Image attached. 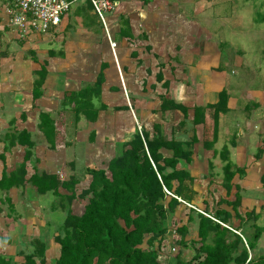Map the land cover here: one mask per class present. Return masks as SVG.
<instances>
[{
	"label": "trees",
	"instance_id": "1",
	"mask_svg": "<svg viewBox=\"0 0 264 264\" xmlns=\"http://www.w3.org/2000/svg\"><path fill=\"white\" fill-rule=\"evenodd\" d=\"M139 1L146 5L151 0ZM82 2L80 9L86 13L84 24L88 27L96 24L95 31H103L109 43L97 15L89 14L93 9L90 1ZM121 23L117 33L112 28L109 30L111 38L114 40L119 37L132 42L134 36L129 19L122 17ZM146 48L150 50L149 45ZM50 55H54V52H50ZM46 65L47 61H44L37 71L38 77L34 79L32 89L34 96L42 94L41 87L47 74ZM106 67L107 63L102 61L92 86L63 92L62 108L58 114L65 126L69 115L73 118V126H76L81 118L95 121L100 110L108 109L107 104L100 99ZM156 80L162 82L161 86L168 88L169 81L164 80L161 71L157 73ZM110 89L117 90L115 87ZM158 97V108L151 111L157 113L161 121L165 118L166 111L173 110L176 115H180H177V122L171 125L169 134H166L159 120L151 123V131L141 125L140 129H135L131 138L122 142L120 153L114 155L106 167H85L90 180L87 187L79 193L76 188L80 179L76 172L65 179H59L57 173L45 171H35L28 175L26 163L33 154L34 146L31 134L25 129L4 131L0 137L3 143L0 152L3 162L0 190L8 192L11 188H25L29 185L40 195L50 192L61 198L66 197L69 203L76 198L86 200L80 213H73L70 207L66 210L61 232H56L54 236V241L59 244V254L53 264H264V253H255L264 233V225L256 223L261 213L255 208L244 212L240 210L242 188L235 183V179L243 176L245 168L231 161L227 145H223L219 152L214 149L218 139L219 115L229 109L228 92L221 88L216 102L194 105L192 108L165 93L158 94ZM112 109L125 110L129 106H113ZM188 120L193 125L190 139H177L176 131L185 128ZM198 125L202 126L203 148L213 150V156L219 155L224 163L220 183L224 195L215 198L208 188L207 194L212 201L204 200L202 207L197 206L194 201L199 194L197 177L180 165L181 161L185 164L192 162L194 146L200 142L196 134ZM38 128L49 143V148L55 149L58 131L55 118L50 112L39 113ZM15 145L24 146L23 160L19 166L7 170L5 153ZM263 147L264 139L254 155L255 159L261 156ZM212 168L213 163L208 160V169ZM204 176L209 179V185L213 176L211 173ZM259 181L264 187V171ZM6 198L13 210L12 200L8 196ZM61 205L64 206L62 202ZM181 205L188 209L187 223L176 225L172 231L178 233L179 238L170 240L171 217ZM5 217L11 218L9 214ZM234 218L242 223L235 226ZM244 222H250L252 231L247 229ZM188 223L195 225V237H188ZM165 240L180 247L172 259L162 251ZM33 243L34 249L23 253V261L15 263L10 257L0 253V264H47L45 240L35 237ZM181 247L191 248L192 256L185 258ZM36 257H39V261Z\"/></svg>",
	"mask_w": 264,
	"mask_h": 264
},
{
	"label": "rangeland",
	"instance_id": "2",
	"mask_svg": "<svg viewBox=\"0 0 264 264\" xmlns=\"http://www.w3.org/2000/svg\"><path fill=\"white\" fill-rule=\"evenodd\" d=\"M167 1L172 2L174 0ZM126 2L130 5V7L131 5H133L134 9L135 7H141L139 0H125L124 3ZM209 2L210 3L206 4L205 13L212 17L210 23L206 22V18L203 20V16L201 14H199L200 17H193L195 16V14H192V18H190V10L188 14L184 12L187 10H181V13L180 10L174 6L168 8L167 10V12L171 15L163 17L162 20H159V22L153 18L154 27H152L151 29L153 31V34L155 35L152 34L153 38H151L153 39V43L155 42L157 45L155 47L156 51L158 50V59L151 57L153 60V67H160L161 69L166 66L165 71L167 76L172 75L174 78L175 74L181 76L182 74L179 69L174 72L175 66H171L172 62H187L191 59H194V64L197 62V65H199V67L201 66V70L205 69V71H200L198 74H195L193 80H187V83H192V85H197L198 83V86H201L202 83L206 91L211 89L212 91L214 90L213 92H217V90L224 86L223 88H225L227 92H231V94L236 99L234 101L235 107L232 108L231 112L222 114V116L225 117L223 122L225 125L224 127H230L231 124L233 125L231 128L232 138H240L241 135L239 133L241 131H244L247 134L250 132L252 134V137L247 147L249 150V154L253 155V152H255L257 148V143L261 145L262 143L260 142L262 139H264V0H212ZM72 6H74V4H72ZM164 6L166 5L164 4ZM117 11L119 10L117 9L116 12ZM120 11L121 13H123L125 10L120 9ZM163 11L164 10H161V12ZM114 12L105 13L108 28L109 30H111L112 28V31L115 27L113 28L114 24L111 22V19L116 20V23L118 25L122 24L119 18H111L113 15H116ZM187 18L189 20L194 18V20H197L201 24L196 32L195 30H190L188 26H182L179 29L178 26L180 22H183V19ZM3 20V22L7 21L6 18ZM98 21L101 24V21L99 19ZM163 21L166 24H163ZM132 22L133 26L135 25L134 32L136 34L139 33L142 29H146L143 25H141V19L137 21L132 20ZM157 22L161 30L160 33L154 29L157 26ZM70 26V28H72L73 30H71L73 32V36L81 41H88L92 39L93 36H95V40L101 39L102 31H95L97 28L96 24H94L91 28H86L84 21L82 22L80 19H75L73 22H70ZM145 35L147 37L141 35L139 37H134L131 42L132 44L128 43L126 45V40H123L122 43L120 42V45L116 42L115 53L117 54L119 47L125 48L124 50L126 52L131 51V49L133 48H142L146 41H149L150 32L148 31ZM106 36L108 39L110 38L107 33ZM118 39L121 40L119 37ZM7 40L10 41V46L14 47L16 50L19 49V39L10 33V28L8 25H6L0 33V50L3 49V51H5L6 48L11 49V47L6 45ZM159 45L160 47L158 48ZM152 53L153 52L147 51V54L151 55ZM28 55L31 54L28 53ZM111 55L114 56L112 51ZM162 60H165V64L163 63L164 65L162 66L158 65L157 62ZM169 60L171 63H169ZM51 68L52 71L55 70L53 65L51 66ZM53 76L57 77L60 75ZM63 77L64 73L62 72L61 80H52L51 87L62 88L63 86H65ZM86 77L87 78H85V80L88 79V76ZM131 81L132 82H130V87L132 92L136 91L137 93H140V87L142 85L141 81ZM151 81H154V79L150 78L149 80H147L148 83H150ZM156 83L157 91H159L160 93L165 92L167 93V95H171V90L169 87L165 89L160 85L159 82ZM92 84L93 82L82 81V87L92 86ZM255 90L262 91V94L260 93L261 97L258 96L256 98H253V94L248 93ZM108 91L109 90L104 89L105 96L102 98V100L106 101V103H108L110 106H112L113 103H121L122 99H125L126 101L128 99L127 95H124L123 98H120L118 95L119 93L116 94L113 91ZM123 91L125 94L124 89ZM148 91L149 93H144L145 95L143 93L142 95H138L140 98H138L139 100H137V107L133 111L134 114L132 112L134 122L133 127H136L135 129H140V126L142 125L144 127L146 126V128L151 131V123L156 120L161 121L160 116L157 113H152L151 111V109H156V107H158L159 105L160 99L157 96L158 94L155 90V92L149 89ZM246 93H248V97H246V95L245 97H243V94ZM210 98L211 95L207 94L206 96L205 93H203L201 96L194 98V100L197 103L204 104V102H206L207 99ZM119 99H121V101H119ZM187 103L192 104L189 101ZM144 110H147L148 113H146ZM143 111L146 113V116L141 120V123L140 121L138 123L136 117L138 116L139 112L141 113ZM14 115H18V113H0V121L4 122L3 126L0 125V137L2 136V133L4 131H9L16 128L15 125H9L7 122L10 117ZM164 117L165 118L161 122L164 131L166 132V134H169L170 124L172 121L170 116ZM1 119H4V121ZM120 119L117 123L118 126L116 127V129L111 133H108L110 141H114V144H109L106 147L108 150V154L106 151L107 155H118L121 150L120 138L123 139L125 137H128L134 130V128L132 129V127H129L128 132L119 137V130L121 129ZM249 120L251 121V126L247 124V121ZM69 121L72 122L73 118L71 117ZM85 121L86 120L82 118L79 125L81 124L83 127L89 125ZM190 126L191 125L189 124L187 128L185 127V134H181L183 137L180 136V133L176 135V137H181L184 139L189 137L192 132V130L189 129ZM108 131H110V129ZM61 132L64 136L63 126L60 127V133ZM226 132V134H224L225 132L223 133L225 139H229L230 132ZM250 133L248 134V137L251 136ZM80 135L82 134L80 133ZM228 144L229 146H231L230 142ZM60 145L63 144L60 143ZM78 146L79 147L77 150H79L80 158H77V162H74L73 167H70L68 161H66V164L63 167L64 169H60L63 174L65 173L64 175H60V178L63 177V179L74 172L77 173L80 179V183L76 188L77 193H79L83 188L87 187L90 180L89 175H87V173L85 172L84 167L86 166L84 165V146L82 143H78ZM60 147H62V149L64 148L63 146ZM221 147L222 144L220 140V143L217 146V150L221 149ZM202 148L200 147L199 157L195 160L193 166H191V168H193L192 172L194 173V175H198L197 188L199 189V194L195 196L194 201L197 206L200 207L204 206V200H208V202H211L212 195L215 198H219L221 195H224V189L220 184L223 178L222 166L224 163L222 164L223 161L220 160V157H218V155L213 156L212 152L209 151L207 154L210 158L208 159L212 161L213 168L208 169V165L205 161V155ZM1 150L2 142L0 140V151ZM73 157H75L76 159L77 156H72V153H69L67 155V160H70ZM7 160V164L5 160V165L8 170H11L15 166H19L22 161V150L19 149L17 153H15ZM90 160L91 159L87 161L89 165H99V163H92ZM248 161H251V159H248ZM1 162L2 161L0 159V170L2 169L1 165L3 164V162L2 164ZM260 167L261 169L264 168V160L260 161ZM205 173H211V175L213 176V179L211 180V183L209 185V179L207 178V176L203 175ZM208 188H210L209 190H212L213 192L211 193V196L207 194ZM61 191L65 192L64 190ZM247 194L248 195L245 194L246 196H248L247 204H252L253 202L257 201L264 203V191L258 193H256L255 191L254 193ZM6 196L10 197V199L12 200L13 210H11V208L9 207ZM85 201V199L80 200L79 198H76L69 203L66 197L61 198L60 196L53 195L50 192L47 194L38 195L35 190L29 185H27V187L25 188H11L8 192H3L0 190V253L4 256L10 257L15 263H19L23 261V255L25 253L31 252L34 249L35 244L33 243V239L35 237H40L44 239L46 243V262L47 264H53L54 260L59 254V244L54 241V236L56 235V232H61L63 220L66 216V210L68 209V207H70L73 213H80L83 210ZM61 202L64 204L63 207L61 205ZM246 209L247 207L242 204V206L240 207L241 212H244ZM257 211L261 213V217L256 220V223L264 224V208L257 207ZM187 212L188 209L184 208L181 205L178 207L177 211L172 214V223L170 225L172 228L170 227V233L172 232V229L176 227V225L187 223ZM6 214H9L11 218L7 219L5 217ZM241 223L242 221L238 218L233 219V224L235 226L240 225ZM249 223L250 222H244V224H246L248 227L247 229L249 231H252V227L249 225ZM188 228V237H195V225L192 223H188ZM170 237V240H173L172 234L170 235ZM174 237L175 239H178V233H176ZM262 237L263 238L260 242V245L264 246V234ZM170 240L164 241V243L162 244V251L165 254L170 255L169 258L172 259L173 255L177 253L180 247L178 248L177 245H173ZM181 252L185 258H189L193 254V250L189 247H181ZM36 260L39 261V257H36Z\"/></svg>",
	"mask_w": 264,
	"mask_h": 264
},
{
	"label": "crops",
	"instance_id": "3",
	"mask_svg": "<svg viewBox=\"0 0 264 264\" xmlns=\"http://www.w3.org/2000/svg\"><path fill=\"white\" fill-rule=\"evenodd\" d=\"M116 1H117V7L114 10L115 12L113 11L116 15H113L114 14L113 13L112 14L113 16L111 15L112 16L111 18L116 17L121 20L122 17H127L129 19L132 34L134 37H139L140 35L142 36V34L145 35L148 31L150 32V35H149V41H146V43L143 45L142 48L131 49L132 48L131 47L130 48L131 51L126 52L124 50L125 48L119 47L117 54L115 53V56H112L110 44L105 39L103 31L101 34V39H96V40L94 39L95 36H93L92 39L88 41H81L75 38V36H73V32H72L73 30L72 28H70L71 27L70 22H73L75 19H80L83 22L84 16L86 15L84 10L80 9V5L83 4L82 0L75 3L74 6H72L70 10L63 15L62 21L58 26L53 27L44 33L34 32L24 37L19 36V34L16 31H14L8 24L9 17L6 10L11 5L13 0H0V33L3 30V28H5V26L8 25L10 28V33L19 39L18 43L20 44L19 49L16 50L14 47L10 46V41L7 40L6 45L11 47V49L6 48L5 51H3V49L0 50V81H1L0 82V113L17 112L18 115H14L10 117V119L7 121L8 124L15 125L16 129L18 130L25 129L31 134V138L34 141V146L32 148L33 154L26 163V170L28 175L32 174L35 171L38 172L45 171L49 173H57L60 178V175L65 174V173L63 174L60 171V169H64L63 167L65 166L66 161H68V164L71 167L73 166L74 162L75 163L77 162V158L78 159L80 158L79 150H77L79 147L78 143H82L85 149L84 165L86 166L84 167H90V168L106 167L107 162L114 156V154L107 155L108 150L106 147L109 144H114V141L112 142L110 141V137L108 133H111L116 129V127L118 126L117 123L120 118H121L120 119L121 129L119 130L120 133L119 137H121L124 133H127L129 127H132V129L134 128L132 112L137 107V100H139L138 98H140L138 95H142V93L143 94L149 93L148 89L152 90L153 92L156 91L157 94L165 93V92L160 93L156 89L157 87L156 82H158L156 80V75L157 73H159V71L163 73L164 80L169 81L168 87L171 90V95L168 96L174 98L176 101L181 102L184 105L191 108L194 105H205L206 103H213L217 101V94L219 90L224 86H222L219 90H217V92H213L214 90L212 91L211 89L206 91L202 83L201 86H198V83L197 85L194 84L195 86L192 85V83H187V80H193L195 74H198L200 71H205V69L201 70V66L199 67V65H197V62L194 64V59L193 60L191 59L192 61L191 60L187 62L180 61L178 63L177 62L171 63L169 60V63L172 64L171 66H175V70L173 69L174 72H176L179 69L182 74V76L175 74L173 78L172 75L167 76L165 71L166 66H164L161 69L160 67L154 68L153 60L151 58V57L154 58L158 57V50L156 51L155 49L157 45L155 42H154L155 44L153 43V39H152L153 31L151 28L154 27L153 18L159 22V20H162L163 17H167V15H171L167 12V10L168 8L174 6L177 7L180 10V12L181 10L183 11L187 10L184 11L187 14L190 10V14H189L191 15L190 18H192V14L193 15L195 14V16L193 17L196 16L200 17L199 14H201L203 16V20L206 18V22L210 23L212 17H210L209 15H207V13H205L206 12L205 7L206 4L210 3L209 1L212 0H174L172 2L167 0H151L146 5H142L141 2H139L141 7L140 8L135 7V9L133 8V5H131L130 7V5L127 4V2L124 3L125 0H116ZM164 4L166 6H164ZM117 9L119 11L116 12ZM120 9H123L125 11L121 13ZM161 10L164 11L161 12ZM89 14L96 15L93 12V10L90 11ZM1 16H3L4 18ZM5 18L7 19V21L3 22L4 21L3 19ZM139 19H141L142 21L141 25H143L146 29H142L139 33L136 34L134 32L135 25L133 26L132 20L137 21ZM183 20L184 21L180 22L178 26L179 29L182 26L184 27L188 26L190 30L192 31L195 30L196 32L201 25L197 20H194V18L190 20L188 18ZM111 22L114 24L113 28L115 27L114 28L115 33H117L119 29V25L116 23V20L111 19ZM158 22H157V26L154 29L160 33L161 30L160 27L158 26ZM162 23L166 24L164 21ZM92 26L93 25L88 27L85 25L86 28H91ZM114 40L120 45L123 42V40L126 39L118 40L117 38H114ZM128 43L132 44L131 42L126 40V45ZM146 45L150 46V50H147ZM159 47L160 45L158 46V48ZM52 51L54 52V55H50V52ZM147 51L153 53L150 55L147 54ZM28 53H30L31 55H28ZM44 61H47V65H46L47 74L44 83L42 84L41 87L42 94L34 96L32 93L33 82L34 79L38 77L37 71L41 68V64L44 63ZM102 61L107 63V67L104 70L105 78L103 84L101 85L100 99L102 102L107 104L108 109L100 110L98 113V117L95 121H87L85 118H83L86 120L85 122L89 124L86 127H83L81 124L79 125L82 118L77 122L76 126H73V123L69 121L71 119V115H69L65 126L62 123V118L58 114V111H60V109L62 108V100L64 97L63 92L65 90H78L79 88L82 87V81L94 82L96 78V74L100 68V63ZM157 63L158 65L162 66L165 64V60L158 61ZM52 65L55 68V70H53L54 72L52 71L51 68ZM62 72L64 73L63 80L65 86H63L62 88H57V87L52 88L51 87L52 80L60 81ZM53 75H60V76L54 77ZM86 76H88V79L85 80V78H87ZM150 78H153L154 81L148 83L147 80H149ZM131 80L141 81L142 85L140 87V91H141L140 93H137L136 91L132 92L130 87V82H132ZM159 83L161 85L162 82ZM110 87H115L117 88V90L113 91L110 89ZM104 89L113 91L116 94L119 93L118 95L120 98H123L124 95H127L128 99L127 101L125 99H122L121 103L119 104L113 103L112 106H110L108 103H106V101L102 100V98L105 96ZM123 89L125 90V94ZM128 89H129V93H128ZM203 93H205L206 96L207 94L211 95V98L207 99V101L204 102V104L197 103L194 100V98L201 96ZM248 93L253 94L254 96L253 98H256L258 96L261 97L260 93L262 94V91L255 90ZM248 93L243 94V97H245V95L246 97H248ZM165 94L167 95V93ZM228 94H229V99H228L229 109L227 110V112H231L232 108L235 107L234 101L236 99L231 94V92L230 93L228 92ZM132 98H134V100ZM119 101H121V99H119ZM188 101L191 102L192 104L187 103ZM95 103L96 104L98 103L97 100H95ZM122 105L129 106V109L117 110V111L112 109L113 106H122ZM157 108L158 107H156V109ZM144 111L148 113L147 110ZM144 111L138 113L139 117L134 116L138 120V123L139 121L141 123V120L146 116L145 115L146 113ZM40 112H50L52 116L55 118V126L58 131L55 141V149L49 148V143L45 139L43 133L38 128ZM222 114L224 113H220L219 115L218 139L214 144V149L217 152L220 151V149L217 150V146L221 140L222 146L227 145L229 148L231 161L237 164L238 166L245 168V173L241 178L236 177L235 183H238L242 188L241 191L243 196L242 204L246 206L247 209L255 208L257 211V207L264 208V203L257 201V202H253L252 204H247L248 196L246 195H248L247 193H254L255 191L256 193L264 191V187L259 181L260 175L264 171V168L261 169L260 167V161L264 160V147L261 156L258 159H255L254 155L256 154L257 149L261 145L257 143L256 145L257 148L255 152H253V155L249 154L248 152L249 150L247 146L250 143L252 134L249 132L251 136L248 137L249 133L247 134L244 131H241L239 133L241 135L240 138L238 137L232 138L231 128L233 125L231 124L230 127L226 126L227 127L226 129L223 123L225 117L222 116ZM164 115L170 116L172 121L170 124L171 127L173 123L177 122V121L175 122V120L177 119V115H179V113L176 115L175 111L170 110V111H166ZM1 120L4 121V119ZM1 122L2 121H0V125L3 126L4 122L2 123ZM189 124L191 125L189 129L192 130L193 125L190 120L187 121L185 127L187 128ZM247 124H249V126L252 125L250 120L247 121ZM61 126H63L64 136L62 135V132L60 133ZM135 128L128 137H125L123 139L120 138L121 145L123 141L132 137ZM109 129L110 131H108ZM91 131L93 133H91ZM226 131L230 132L229 139H225L224 134L227 133ZM80 133L82 135H80ZM179 133L180 136L183 137L182 135L185 134V128L176 131L175 137ZM196 134L200 142L196 143L194 146L192 162L190 164H185L183 161H181L180 163L181 167L188 169L190 174L195 177H197L198 175L197 176L194 175V173L192 172L193 168H191V166H193L195 160L199 157L200 147L201 148L203 147L202 126L200 125L196 126ZM190 136L185 139L181 137H176V138L182 140H188L190 139ZM262 140L260 143H262ZM229 142L231 146H229L228 144ZM60 143H62L63 145H60ZM60 146H63L64 148L62 149V147ZM19 149L22 150V160H23L24 146L15 145L5 153L6 164L8 161L7 159H9L11 156L17 153ZM202 149L205 155V161L207 162L208 165V160H210L208 158L210 157L208 156L207 153L209 151L212 152L213 150H208L204 148ZM69 153H72V156L76 155L77 156L76 159L75 157H73L70 160H67V155ZM89 159H91L90 161L92 163L94 162L99 163L100 166L89 165L87 162ZM248 159H251V161H248ZM182 164L186 166H183ZM1 167L3 168V164L1 165ZM1 170H0V174H1ZM60 179H63V177H61ZM260 225H264V224H260ZM262 236L260 237L259 243L255 250V253L259 255L264 253V246L260 245V242L263 238Z\"/></svg>",
	"mask_w": 264,
	"mask_h": 264
},
{
	"label": "built area",
	"instance_id": "4",
	"mask_svg": "<svg viewBox=\"0 0 264 264\" xmlns=\"http://www.w3.org/2000/svg\"><path fill=\"white\" fill-rule=\"evenodd\" d=\"M78 1L81 0H13L6 10L9 17L8 24L21 37L34 32L44 33L58 26L62 21L63 15L70 10L72 4ZM89 1L92 5L93 12L103 24L105 32L110 36L105 13L113 12L117 7V1ZM109 42L112 53L115 56L116 42L111 36ZM175 234V231H172L173 238H175Z\"/></svg>",
	"mask_w": 264,
	"mask_h": 264
},
{
	"label": "bare ground",
	"instance_id": "5",
	"mask_svg": "<svg viewBox=\"0 0 264 264\" xmlns=\"http://www.w3.org/2000/svg\"><path fill=\"white\" fill-rule=\"evenodd\" d=\"M5 6V5H4ZM45 70V69H44ZM69 91V90H68ZM222 157V156H221Z\"/></svg>",
	"mask_w": 264,
	"mask_h": 264
}]
</instances>
